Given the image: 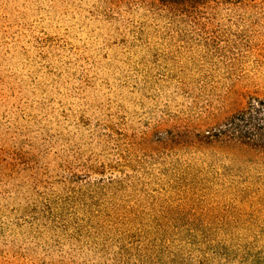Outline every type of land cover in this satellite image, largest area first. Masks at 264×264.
<instances>
[{"label":"rangeland","instance_id":"obj_1","mask_svg":"<svg viewBox=\"0 0 264 264\" xmlns=\"http://www.w3.org/2000/svg\"><path fill=\"white\" fill-rule=\"evenodd\" d=\"M263 99L264 0H0V264H264Z\"/></svg>","mask_w":264,"mask_h":264},{"label":"trees","instance_id":"obj_2","mask_svg":"<svg viewBox=\"0 0 264 264\" xmlns=\"http://www.w3.org/2000/svg\"><path fill=\"white\" fill-rule=\"evenodd\" d=\"M166 7L186 6L204 0H160ZM239 2L242 0H225ZM207 143H239L264 151V99L254 100L246 108L228 117L223 124L204 134Z\"/></svg>","mask_w":264,"mask_h":264}]
</instances>
